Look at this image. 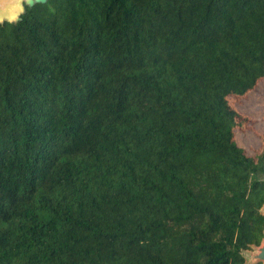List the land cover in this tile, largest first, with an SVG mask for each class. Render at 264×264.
I'll use <instances>...</instances> for the list:
<instances>
[{"label":"trees","instance_id":"1","mask_svg":"<svg viewBox=\"0 0 264 264\" xmlns=\"http://www.w3.org/2000/svg\"><path fill=\"white\" fill-rule=\"evenodd\" d=\"M262 80L264 0L3 20L0 264H262L264 131L240 110Z\"/></svg>","mask_w":264,"mask_h":264},{"label":"rangeland","instance_id":"2","mask_svg":"<svg viewBox=\"0 0 264 264\" xmlns=\"http://www.w3.org/2000/svg\"><path fill=\"white\" fill-rule=\"evenodd\" d=\"M3 3V1L0 2L2 5ZM18 11H20V2L16 7V12L13 16L6 17V13H0V15H3L2 17L6 19H11L12 17L17 16ZM240 110L242 113L254 119V127L258 132L264 131V80L260 81L258 85L248 93L247 97L240 105ZM235 140L237 144L242 146L247 152L253 151L260 144L257 136L251 132H240L236 130ZM253 252H256V247L244 252L247 261L249 260V254Z\"/></svg>","mask_w":264,"mask_h":264},{"label":"water","instance_id":"3","mask_svg":"<svg viewBox=\"0 0 264 264\" xmlns=\"http://www.w3.org/2000/svg\"><path fill=\"white\" fill-rule=\"evenodd\" d=\"M47 0H23V5H21V1H20V9L21 7L23 6V13L26 11V7H31L32 5L36 4V3H44L46 2ZM19 15V19H20V11H18V14ZM16 17V16H14ZM13 18V17H12ZM11 19H6L4 17H0V20H12ZM262 211L264 212V207L262 208ZM249 263H262L264 264V239L262 241V243L256 247V252H253V253H250L249 254V260L247 261Z\"/></svg>","mask_w":264,"mask_h":264},{"label":"bare ground","instance_id":"4","mask_svg":"<svg viewBox=\"0 0 264 264\" xmlns=\"http://www.w3.org/2000/svg\"><path fill=\"white\" fill-rule=\"evenodd\" d=\"M3 1V5L0 4V13H6V17H11L16 12V7L19 4L21 0H0V2ZM29 1V0H27ZM3 15H0L2 17Z\"/></svg>","mask_w":264,"mask_h":264},{"label":"clouds","instance_id":"5","mask_svg":"<svg viewBox=\"0 0 264 264\" xmlns=\"http://www.w3.org/2000/svg\"><path fill=\"white\" fill-rule=\"evenodd\" d=\"M21 5H23V0H21ZM23 11H24V9H23V6H22L21 9H20V15L23 14ZM18 20H19V15H17L16 17H13L12 20H10L9 22H10V23H15V22H17ZM2 22H3V21L0 20V23H2Z\"/></svg>","mask_w":264,"mask_h":264}]
</instances>
